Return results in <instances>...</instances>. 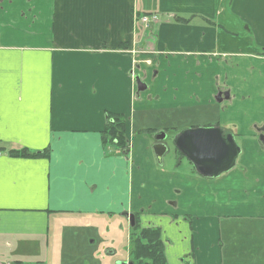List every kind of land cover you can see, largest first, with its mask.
Instances as JSON below:
<instances>
[{
    "label": "crops",
    "instance_id": "obj_1",
    "mask_svg": "<svg viewBox=\"0 0 264 264\" xmlns=\"http://www.w3.org/2000/svg\"><path fill=\"white\" fill-rule=\"evenodd\" d=\"M213 126L238 151L211 177L175 138ZM262 136L264 0H0V264L126 261L127 214L168 264H264Z\"/></svg>",
    "mask_w": 264,
    "mask_h": 264
},
{
    "label": "water",
    "instance_id": "obj_2",
    "mask_svg": "<svg viewBox=\"0 0 264 264\" xmlns=\"http://www.w3.org/2000/svg\"><path fill=\"white\" fill-rule=\"evenodd\" d=\"M138 90H144L147 85L142 82L139 76H135ZM229 94H226L228 97ZM221 94L218 100L221 101ZM162 135V134H161ZM159 139H164L165 135ZM262 140L264 136L261 137ZM175 144L179 151L186 156L204 176H217L222 171L228 169L237 154V145L232 135H224L219 127H198L190 128L181 132L175 138ZM155 151L159 160L167 151V146L163 142L155 145ZM131 225H135V215L127 214ZM118 264H134L133 261H119Z\"/></svg>",
    "mask_w": 264,
    "mask_h": 264
},
{
    "label": "trees",
    "instance_id": "obj_3",
    "mask_svg": "<svg viewBox=\"0 0 264 264\" xmlns=\"http://www.w3.org/2000/svg\"><path fill=\"white\" fill-rule=\"evenodd\" d=\"M104 142L115 143L123 150H127L124 117L109 114L107 127L104 132ZM9 152L12 155L22 157H40L45 156L47 153L46 150L32 152L26 148H10ZM133 230L138 232V235L134 236V249L132 251L133 258L137 260V264H168L165 243L159 227H142L139 222H136Z\"/></svg>",
    "mask_w": 264,
    "mask_h": 264
},
{
    "label": "rangeland",
    "instance_id": "obj_4",
    "mask_svg": "<svg viewBox=\"0 0 264 264\" xmlns=\"http://www.w3.org/2000/svg\"><path fill=\"white\" fill-rule=\"evenodd\" d=\"M145 16H148V15H145ZM145 16H142V17H145ZM115 229H117L115 227ZM128 229H129V232H128ZM136 234L138 235V232H135L133 230V227H129V228H125L122 232H121V235H120V238H119V251L117 253V257H120V258H123L125 257L126 255L128 256V260H132L134 262V264H137V260L135 258H133V249H134V239L136 236ZM134 259V260H133Z\"/></svg>",
    "mask_w": 264,
    "mask_h": 264
},
{
    "label": "built area",
    "instance_id": "obj_5",
    "mask_svg": "<svg viewBox=\"0 0 264 264\" xmlns=\"http://www.w3.org/2000/svg\"><path fill=\"white\" fill-rule=\"evenodd\" d=\"M152 19H157V16L156 15H152L150 16ZM141 20L144 22V23H147L149 21V16H145V17H142Z\"/></svg>",
    "mask_w": 264,
    "mask_h": 264
},
{
    "label": "flooded vegetation",
    "instance_id": "obj_6",
    "mask_svg": "<svg viewBox=\"0 0 264 264\" xmlns=\"http://www.w3.org/2000/svg\"><path fill=\"white\" fill-rule=\"evenodd\" d=\"M134 221H135V225H136V222H138V220L136 219V217H135ZM129 222H130V226H131V227H134V226H135V225H134V226L131 225L130 218H129ZM126 261L129 262V261H132V260H128V259H127Z\"/></svg>",
    "mask_w": 264,
    "mask_h": 264
}]
</instances>
